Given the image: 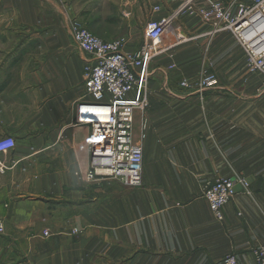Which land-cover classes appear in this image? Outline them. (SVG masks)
I'll return each mask as SVG.
<instances>
[{"label":"crops","instance_id":"1","mask_svg":"<svg viewBox=\"0 0 264 264\" xmlns=\"http://www.w3.org/2000/svg\"><path fill=\"white\" fill-rule=\"evenodd\" d=\"M161 3L152 19L180 5ZM76 15L64 0H0V140L15 143L0 156L5 262L222 264L232 255L255 264L264 245V75L248 70L230 33L182 14L175 28L190 41L151 61L147 104L134 111L141 185L87 180L91 130L75 125V107L90 101L89 59L71 39ZM140 46L126 41L124 52ZM203 69L215 83L199 91ZM235 175L251 196L237 185L219 222L202 189Z\"/></svg>","mask_w":264,"mask_h":264},{"label":"built area","instance_id":"2","mask_svg":"<svg viewBox=\"0 0 264 264\" xmlns=\"http://www.w3.org/2000/svg\"><path fill=\"white\" fill-rule=\"evenodd\" d=\"M180 4L178 9L158 19L150 18L144 27L141 46L124 52L123 38L105 41L93 33L74 26L71 39L88 56L84 68V87L90 101L75 107V125L91 130L90 167L87 180L115 179L130 188L142 183L143 148L133 142L134 111L145 108L146 88L151 61L174 46L188 43L189 36L177 31L176 20L185 13L196 14L210 25L213 34L228 32L246 56L250 72L264 75V0H168ZM155 6L153 14L161 13ZM173 43L164 45L166 36ZM215 83V75L201 70L196 89L204 91ZM189 86L186 80L180 87ZM11 137L0 140V156L14 149ZM5 166L0 162V172ZM251 196L248 181L238 175L217 179L202 189V198L208 203L215 220H223L222 208L237 195L236 186ZM0 219V235L4 233ZM48 236V232L43 233ZM255 264H264V245L253 251ZM222 264H239L235 256H227Z\"/></svg>","mask_w":264,"mask_h":264},{"label":"rangeland","instance_id":"3","mask_svg":"<svg viewBox=\"0 0 264 264\" xmlns=\"http://www.w3.org/2000/svg\"><path fill=\"white\" fill-rule=\"evenodd\" d=\"M64 2L68 3L75 15L77 14L79 26L95 36L105 41L123 38L131 44L141 45L145 24L153 15L152 9L162 4L164 0H64ZM2 38L3 36L0 37ZM3 247L4 242L0 240V250ZM6 260L7 257L0 254V264H8Z\"/></svg>","mask_w":264,"mask_h":264}]
</instances>
